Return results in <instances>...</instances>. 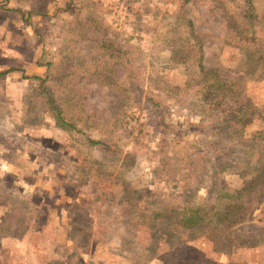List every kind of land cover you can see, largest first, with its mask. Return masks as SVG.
<instances>
[{
	"label": "rangeland",
	"instance_id": "374dc122",
	"mask_svg": "<svg viewBox=\"0 0 264 264\" xmlns=\"http://www.w3.org/2000/svg\"><path fill=\"white\" fill-rule=\"evenodd\" d=\"M0 72V264H264V181L222 223L168 213L264 173V0H0Z\"/></svg>",
	"mask_w": 264,
	"mask_h": 264
},
{
	"label": "trees",
	"instance_id": "16d2710c",
	"mask_svg": "<svg viewBox=\"0 0 264 264\" xmlns=\"http://www.w3.org/2000/svg\"><path fill=\"white\" fill-rule=\"evenodd\" d=\"M243 19L249 20L251 18L248 11H244ZM189 27V26H188ZM191 26L189 27L188 34L192 38V30ZM197 45V43L195 42ZM104 46V45H103ZM106 49L109 46H105ZM198 71L200 75H208L209 81L206 85H203L202 88L204 92L202 94V99L204 101L209 99L208 97L213 95L215 96L214 99H210V104L217 105L221 99H223L224 95L229 92V87L227 88L226 82L221 81L216 76V72L214 69L203 70L201 65H198ZM3 72H0V77L3 76ZM38 80V90L37 94L42 96V100L47 106V109L52 117V120L57 128L65 132H73L76 130V127L73 123L69 120L65 119L63 116L62 109L57 105L55 100L53 99L52 93L45 87L44 79H37ZM210 105V106H212ZM241 112V110H239ZM86 144L90 147H98L100 150L106 149L105 143L99 140H91L87 139ZM110 149L107 148V151ZM263 160H264V151L262 152ZM264 163V161H263ZM258 179L256 177H252L249 179L248 184L241 189L234 190L226 188L222 186L216 196L214 198V205L213 207L210 206H198V205H191L189 208L179 209V210H172L169 213L170 216L176 220L177 224L185 229H199L201 227H205L207 225H216L218 223H222L224 219L231 212H240V210H245L249 204L250 198L253 196L260 197L263 194V190L261 189V181H264V173L263 171H258ZM251 188V193L247 189ZM208 207V208H207ZM222 209H219L221 208ZM71 230L73 231H80L81 229H77L76 225L72 223ZM84 237V235L82 236Z\"/></svg>",
	"mask_w": 264,
	"mask_h": 264
}]
</instances>
